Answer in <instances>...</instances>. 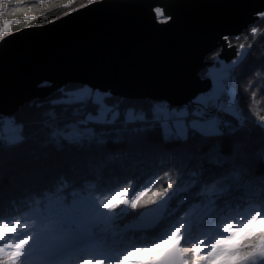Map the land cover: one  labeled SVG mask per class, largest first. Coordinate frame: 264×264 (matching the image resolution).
<instances>
[{
    "label": "snow or ice",
    "instance_id": "obj_1",
    "mask_svg": "<svg viewBox=\"0 0 264 264\" xmlns=\"http://www.w3.org/2000/svg\"><path fill=\"white\" fill-rule=\"evenodd\" d=\"M64 3L62 16L37 20L22 0H0V65L28 55L4 47L15 33L105 0ZM249 4L225 0L224 14L193 28L184 0H138V25L175 38L202 85L175 107L84 78L59 86L37 75L11 98L0 91V116L18 125L0 140V264H264V179L250 183L264 171V114L252 103L264 95L254 90L264 31L251 26L264 8ZM234 13L247 17L238 31L228 27ZM102 92L112 107L93 106V116Z\"/></svg>",
    "mask_w": 264,
    "mask_h": 264
},
{
    "label": "water",
    "instance_id": "obj_2",
    "mask_svg": "<svg viewBox=\"0 0 264 264\" xmlns=\"http://www.w3.org/2000/svg\"><path fill=\"white\" fill-rule=\"evenodd\" d=\"M224 2L184 0L187 24L194 28L205 18L224 14ZM137 3L105 0L95 11L81 9L43 29L15 33L4 47L28 55L0 65V91L11 98L37 75L51 77L59 86L84 78L110 83L132 98H168L175 107L202 85L191 79L192 64L175 38L154 35L138 25ZM249 7L264 8V0H250ZM246 18L234 13L228 27L238 31ZM230 51L222 55L230 56Z\"/></svg>",
    "mask_w": 264,
    "mask_h": 264
},
{
    "label": "trees",
    "instance_id": "obj_3",
    "mask_svg": "<svg viewBox=\"0 0 264 264\" xmlns=\"http://www.w3.org/2000/svg\"><path fill=\"white\" fill-rule=\"evenodd\" d=\"M84 2V0H72V3L70 5V7L72 8H76L79 4H82ZM31 7L32 12L30 14L35 15L37 17V20H46V19H50L53 17H57V16H62V13L67 11V8L69 7V5H66L64 3V0H47V2L43 5H40L39 0H22V4L20 5V7ZM15 15H19V14H15ZM5 18H14V14L11 12V10H9L8 13L4 14ZM251 26H256L259 28H264V20H258L256 24L251 25ZM16 27V26H13ZM259 39V37L257 38ZM236 41H234L235 43ZM259 52L261 54H264V41H261L260 43H258L257 45ZM250 77H247L246 79H249ZM261 86H264V80H261L260 83L257 84L256 88L254 90H256L257 92L259 91V88ZM104 99L109 102V97L104 95ZM227 99V98H226ZM252 103L255 106L256 111L259 114H264V95H258L256 97V99L254 101H252ZM111 104V103H110ZM97 103L95 102H90L89 106H88V111H92L93 106H95L97 108ZM80 107V102L79 101H72L70 104V110L71 111H76L77 108ZM161 116H162V120L165 118L164 114L162 112H160ZM3 118L0 116V124L2 123ZM0 140H4L1 139ZM256 154H260L261 150L259 148L255 149ZM260 159H264V155H260ZM261 179H264V171H261L259 169L256 170L254 176L252 177V180L250 181V183L256 184L258 181H260ZM183 187V186H182ZM190 207L192 208H198L199 207V203L197 202L194 205H190ZM126 215V214H123ZM130 221H125L124 223L120 224L119 227L121 229L126 228V226L130 225ZM259 231V230H257Z\"/></svg>",
    "mask_w": 264,
    "mask_h": 264
},
{
    "label": "rangeland",
    "instance_id": "obj_4",
    "mask_svg": "<svg viewBox=\"0 0 264 264\" xmlns=\"http://www.w3.org/2000/svg\"><path fill=\"white\" fill-rule=\"evenodd\" d=\"M222 63H226V62L222 61ZM208 71L210 73L217 72L218 71V67L217 68H209ZM93 91L95 92V90H93ZM73 101H76V100H73ZM93 102L98 104L97 105V109L99 107V104H101V103H103L104 105H106L109 108L112 107V104L108 103L104 99L103 92L101 93L100 100L99 101L93 100ZM171 107H173V106H171ZM169 111H170V108L166 106V108L164 110H162L161 112L166 117L168 115ZM89 112H91V114L93 116H96V115L99 114L98 111H95V112L89 111ZM2 118H3V120H2V123L0 124V138L4 139V140H12L17 135L18 125L13 122V118L12 117L5 116V117H2ZM237 222H239V221H237ZM128 226H126V227H128Z\"/></svg>",
    "mask_w": 264,
    "mask_h": 264
},
{
    "label": "built area",
    "instance_id": "obj_5",
    "mask_svg": "<svg viewBox=\"0 0 264 264\" xmlns=\"http://www.w3.org/2000/svg\"><path fill=\"white\" fill-rule=\"evenodd\" d=\"M258 29L260 30V31H264V28H259L258 27ZM259 37V34H258V36L256 37V39ZM250 39V37L249 36H247L245 33H242L241 34V37H240V42H243V41H245V40H249ZM236 43V42H235ZM225 100H226V98H224ZM159 115H160V118L162 119V116H161V114L159 113Z\"/></svg>",
    "mask_w": 264,
    "mask_h": 264
}]
</instances>
